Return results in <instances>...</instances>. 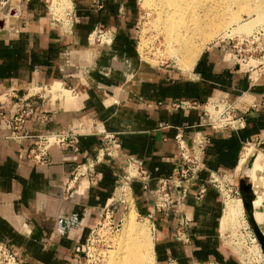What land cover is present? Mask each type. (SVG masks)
I'll return each mask as SVG.
<instances>
[{"label":"crops","instance_id":"0c3cea01","mask_svg":"<svg viewBox=\"0 0 264 264\" xmlns=\"http://www.w3.org/2000/svg\"><path fill=\"white\" fill-rule=\"evenodd\" d=\"M64 1L71 12L67 25L50 17L57 8L56 3L50 6L52 0H21L8 8L0 23V244L16 253L19 264H87L85 244L103 210L111 206L116 221L123 214L121 182L128 184L135 209L149 213L156 179L171 174L177 132L189 146L195 132L207 135L201 157L205 167L232 178L233 197L242 196L248 204L254 199L249 204L252 214L259 210L262 203L254 208L256 197L242 183L245 174L238 167L247 143L258 140L264 147V72L254 77L253 71L234 62L225 41L206 47L185 71L152 66L138 52L139 0ZM8 16L13 19L6 23ZM95 29L108 34V44L89 42ZM42 85L69 96L34 100L35 112L25 123L29 135L54 130L79 134L77 152L53 146L46 165L27 155L34 138H9L14 96ZM243 95L257 106L243 111L242 129L202 126L201 106L216 98L233 102ZM173 101L196 102L199 107L167 110ZM104 134L119 143L116 157L96 166L94 182L86 177L72 182L75 168L92 159L98 146L108 145ZM126 160L150 172L146 191L128 179L122 167ZM206 176L200 175L182 203L153 217L157 264H242L218 235L224 220L220 193L208 186L202 198L195 199Z\"/></svg>","mask_w":264,"mask_h":264},{"label":"built area","instance_id":"2783aa9c","mask_svg":"<svg viewBox=\"0 0 264 264\" xmlns=\"http://www.w3.org/2000/svg\"><path fill=\"white\" fill-rule=\"evenodd\" d=\"M10 0H0V22L5 21L8 15V3ZM56 10L50 11V17L60 25L63 23L67 25L70 17V6L61 0L56 3ZM52 6V3L50 4ZM108 34L101 29H95L89 36L91 44L105 45L108 44ZM247 45L253 46L254 50L250 49L248 52L252 54L261 53L264 49V26H260L248 36L245 40H241ZM257 42L262 43L260 48L256 46ZM231 45L232 60L237 64L241 63L236 59L237 55L242 51L241 47ZM248 57L250 60L253 55ZM258 59L261 60L257 65L245 66L246 71H253L254 77H257L261 72H264V55H260ZM256 60V58H255ZM242 62H245L244 59ZM249 62V61H248ZM243 66V65H241ZM69 96L60 88H54L46 85L35 86L28 89L24 94L15 95V102L10 109L9 123L11 128V135L9 138L16 142H21L24 139L34 138V145L28 150V157L38 165H46L49 162V149L53 146L58 147L63 151H78L76 138L79 135L75 132L68 131H49L47 133L30 136L25 129V123L29 120L35 112L36 106L33 101L38 99L41 102L48 99H53L58 96ZM246 96L239 97L236 101L229 102L225 98H216L210 100L205 105L201 106V112L204 116L205 122L202 125L207 130H239L244 127L243 111L253 109L257 106L254 101H247ZM264 102V98H263ZM167 110H187L198 108L196 102L189 101H173L165 106ZM102 140L107 141V146H98L95 155L88 160L84 165L75 168L72 174V182H75L80 177H86L91 183L95 181V168L98 164H108L112 158L116 157V152L120 145L115 140L112 134H104ZM177 148L176 156L173 161L171 174L166 177L156 179V194L151 210L145 217L152 222L153 217L158 214H166L173 203H182L189 191V189L199 180L202 173H207L203 184L199 186L195 199L199 200L205 193L206 187L211 186L215 188L223 200L225 196H235L236 191L232 189V184L224 175H220L208 170L203 164L201 157L206 145L209 143V138L202 132H195L191 138L190 146L187 145L185 138L181 132H177L173 137ZM122 167L126 172L128 179L137 182L142 191L148 189L149 182L152 180L150 172L144 168L138 167L134 163L126 160L122 162ZM119 203L123 205V209L127 205L126 198L131 196L130 188L126 182H121L119 188ZM106 222L108 226H113L114 214L111 206H107L102 213V218L92 230L100 226V222ZM119 221H121L119 219ZM118 221V222H119ZM186 224L185 222L183 223ZM181 225V224H180ZM88 237L86 245L89 242ZM85 245V246H86ZM85 259H88V254L85 252ZM173 263V262H171ZM0 264H19L16 253L10 250L3 244H0Z\"/></svg>","mask_w":264,"mask_h":264},{"label":"rangeland","instance_id":"374dc122","mask_svg":"<svg viewBox=\"0 0 264 264\" xmlns=\"http://www.w3.org/2000/svg\"><path fill=\"white\" fill-rule=\"evenodd\" d=\"M20 1L21 0H10L8 3V8L19 5ZM254 1L255 0H250L248 2L249 5L251 6L250 2H254ZM157 2L158 0H139L140 23H139L137 43H138V52L140 54V57L152 66L170 65L172 67L179 68L185 71L189 69L191 66L189 68L187 66L186 68L184 65H180V63L176 61V58L174 56H171L172 54L170 55V53H168L169 50H167L168 47L166 44L167 41L165 40L166 38L164 37L165 35L163 34L162 30H159L161 29L160 27L156 28L157 26H159L158 24H156V20L158 19L157 18L158 11L155 8L156 6L155 4ZM261 3H264V0H261ZM230 9H231V13L233 14L236 13L237 14L236 17L239 18L240 23L238 22L237 25L250 22L252 16L244 13L243 11H241L243 13H241L240 11L239 13L236 12L235 6H232ZM217 17H215L216 18L215 20H221L219 16ZM230 26L235 27L236 24H232ZM260 26H264V20H260L259 22L252 24L251 28L248 31L245 30V31H240L239 33L236 32L237 34L235 33V35L232 37H225V36L222 37L220 32L219 34L216 32L217 34L215 33L213 35L214 37H212L211 40H209V42L207 41L205 44L203 43V45L198 47L199 54L211 44L219 41H225V42H229L230 45L237 44L238 45L237 48L241 47L242 51L239 53V56L237 55L236 59L240 60L239 62L241 63V65H243L242 68L249 65L255 66L257 65V63L261 62V60L258 59V57H260V55H264V49L261 53L252 54L251 52H248V50L250 49L254 50L255 45L253 46L247 45L244 42H241V40H245L248 36H250L254 32L256 28ZM261 44L262 43L257 42L256 46L260 48ZM251 54L253 55V57L250 60H248V57ZM243 59L245 62H242ZM243 153L246 154L245 157H247L248 159L252 157V165L250 169H247L245 165L248 159L244 157L243 159L244 161L241 163V167L238 171L245 174L242 183L246 184L248 188L253 190V193L256 197L253 203L254 208H256L260 203H262V206L259 210H254L253 214H252V210H250V213L253 215V219L255 223L258 225L259 229L264 234V147L259 143L258 140H252L251 142L247 143L244 146L242 150V154ZM242 154L240 160L242 159ZM247 173L249 175H247ZM251 173L253 174L251 175ZM254 173H256L257 177H254L256 176ZM227 179L229 183H231L232 181V187H233V185H235L233 179L229 177H227ZM226 198L223 197L224 220L222 223V219H221V223L218 228V235L220 240L226 246V248L232 250L236 254V256L242 262V264H259L261 261L264 262V258L259 249V245L252 232V225L249 221V215L243 209L241 200L230 196V199L235 201H240L239 202L240 208L236 209L234 211V214L233 213L230 214V220L229 219L227 220L224 211V202L226 201ZM125 200L127 202V205L125 206L124 209H122L123 214H121L119 218L121 221H119V219L117 221L114 219L113 226H108L106 222L101 221L100 226H98L91 234V237L89 238L90 240L87 243V245L85 244L86 246L84 248V254L86 252L89 256L87 259V264H108L109 259L115 258V254H116L115 251L117 250L118 247V241H120L124 235L123 226H122L124 224V217L126 216L125 214L126 212H128V209L130 207L132 208V211L135 213L134 221L137 224V226L142 228L146 227V229L150 230L148 231L149 233H151V237H152L151 239L152 248L150 253V257L152 259L150 260L152 261V263L150 261L148 262H150L151 264H157L153 252L154 238L152 232L154 227L152 225V222L149 221L145 217V215L140 214L135 209L132 198L127 197ZM252 202L249 204H252ZM111 256H113V258H111ZM164 264H178V263L175 262L174 260H169ZM209 264H216V263H209Z\"/></svg>","mask_w":264,"mask_h":264},{"label":"bare ground","instance_id":"6f19581e","mask_svg":"<svg viewBox=\"0 0 264 264\" xmlns=\"http://www.w3.org/2000/svg\"><path fill=\"white\" fill-rule=\"evenodd\" d=\"M62 1L63 3L65 2L64 0ZM249 1L158 0L159 3L157 2L158 4H155V8L158 11L156 24L159 26L155 27H160L161 29L159 30H162L165 35L164 37L167 41V43L166 41L165 43L168 47L167 50H169L168 53H170V55L172 54L171 56H174L180 65H184L187 68V66L189 67L193 64L199 55L198 47L203 45V43L205 44L207 41L209 42L216 32L218 34L220 32L222 37H232L236 32L248 31L252 24L264 20V3H261V0H255L254 2H250V6L248 3ZM52 2L53 8L56 0H52ZM232 6L236 7V12L239 13V11H243L252 16L250 22L237 25L240 21L239 18L236 17V13H231L230 8ZM216 15L219 16L221 20H215V17H217ZM11 18V16H8V21L6 23H9ZM232 24H236V26H230ZM245 156L246 154L243 153L238 170L240 169ZM245 158L248 159L247 157ZM252 174L253 173H251V175ZM254 174L256 175V173ZM247 175L249 174L247 173ZM254 177H257V175ZM224 198H226V201L224 202L225 216L227 217V220H230V214H234V211L240 208V201L232 200L229 196H225ZM134 214L135 213L130 207L125 214L124 224L122 225L124 235L121 240L117 239L120 241H118V247L116 245L117 250H114L116 253L115 258L111 256L113 259H109L108 264L152 263L150 257L152 248V237L151 233H149L150 230L146 229V227H138L134 221Z\"/></svg>","mask_w":264,"mask_h":264},{"label":"water","instance_id":"95a60500","mask_svg":"<svg viewBox=\"0 0 264 264\" xmlns=\"http://www.w3.org/2000/svg\"><path fill=\"white\" fill-rule=\"evenodd\" d=\"M1 23V22H0ZM252 165V157L249 158L246 162L245 167L247 169H250ZM241 202H242V207L243 209L248 213L249 215V221L252 225V232L256 238V241L259 245V249L262 253V256L264 258V234L261 232V230L259 229L258 225L255 223L254 219H253V215L250 213L251 207L250 205L244 200V198L241 196L240 198Z\"/></svg>","mask_w":264,"mask_h":264}]
</instances>
